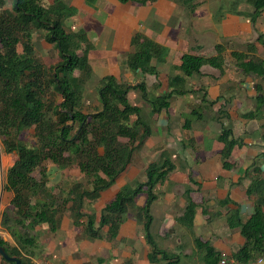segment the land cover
Wrapping results in <instances>:
<instances>
[{"label": "trees", "instance_id": "obj_1", "mask_svg": "<svg viewBox=\"0 0 264 264\" xmlns=\"http://www.w3.org/2000/svg\"><path fill=\"white\" fill-rule=\"evenodd\" d=\"M131 1L145 5L155 0ZM252 6L249 19L254 20L264 9V0H248ZM76 12L73 6L62 0H51L43 5L40 0H0V148L4 153L14 154L12 163L5 170L3 188L11 193L8 206L2 212L0 226L11 238L24 244H32L34 235L28 232L44 223L48 229L58 228L59 212L68 201L70 210L81 215L83 201L94 200L99 193L112 185L115 179L130 163L131 158L149 135L147 121L137 105L127 102L130 88L138 89L141 98L149 104L150 114L167 108L172 95L188 91L186 78L200 73L201 66H209L219 72L223 69L222 46L215 44V54L209 56L182 52L177 62L169 64L174 74L167 78V89L159 95L147 97L142 82L126 84L117 82L111 74L98 79L97 103L99 108L84 112L80 97L83 84L91 77L88 51L92 45L82 29L68 31L64 21ZM43 32V40L55 50L56 59L49 65L31 53V30ZM261 40L260 35L256 38ZM20 46L21 54L18 52ZM130 51L125 64L132 71L154 74L159 63L165 62V47L143 33H133L129 40ZM233 65L244 73L264 76V62L255 55V46L247 42L243 51H231ZM154 60V62H151ZM77 71L78 75L73 72ZM177 73V74H176ZM204 100V97L201 98ZM215 100L211 101L214 102ZM255 107L243 112L240 117L254 119L262 115L263 95L254 98ZM190 113H196L191 110ZM185 125L189 119H185ZM31 130L33 142L19 138L24 130ZM220 142L219 156L222 168H228L227 161L234 147L241 140L233 137L231 129L221 127L216 135ZM262 147L264 151V135ZM57 167L75 165L79 172L91 178L90 186L83 188L73 183L65 195H55L45 185L44 161ZM168 153L162 150L155 160L144 168L145 180L134 187L122 185L99 210L97 219L93 213L84 216V231L91 238H100V228L106 227V237L113 239L127 211V205L143 192V203L137 207L143 237L148 245L146 260L150 264L176 262L178 257L159 248L150 234L152 216L149 207L155 199L153 187L161 183L173 169ZM38 168V179L33 175ZM189 181L190 176L188 174ZM189 186L184 188L185 205L176 223L191 229L195 214ZM253 195L250 214L242 220L236 210L225 213L228 227H237L243 244L231 253L239 264H248L264 254V179L257 177L245 189ZM194 245L203 249V264H217L219 253L208 241L193 239ZM0 245L8 256L27 264L19 248L10 245L0 237ZM1 261H4L0 257ZM5 264L13 262L4 261Z\"/></svg>", "mask_w": 264, "mask_h": 264}, {"label": "rangeland", "instance_id": "obj_2", "mask_svg": "<svg viewBox=\"0 0 264 264\" xmlns=\"http://www.w3.org/2000/svg\"><path fill=\"white\" fill-rule=\"evenodd\" d=\"M62 1L68 5L71 4L70 6L73 5L76 9L74 17H69L64 21L65 29L68 31H76L77 29L84 30L92 45L91 49L88 51L92 74L88 81L83 84L82 95L80 97L82 111L88 112L93 111L95 108H99L96 94L97 83L99 77L105 74H112L117 82L130 85L142 82L147 97L159 95L167 89V78L174 74V72L172 73L169 71L168 66L170 63L178 61L179 58L176 53H172L169 60L164 63L157 64L156 73L154 74L140 71L132 72L125 64V58L128 52L127 47L122 42L121 34L117 35L114 45L107 43L109 40L105 38L106 36H104L103 29L104 25L108 26L111 24L108 21L109 14L107 15L104 13V10H112L114 2H117L116 5L123 7L129 1L123 3L118 0H91L90 3L87 2V0ZM166 1L176 2L175 7H180L182 5V3H178L179 0ZM222 1L225 6L222 11L229 10V14H235L237 18L247 23L245 25L252 27L250 31V40L254 42V40H256L255 32H257L254 23L259 17L264 18V12L251 21L247 11L248 9L252 11V7L246 0ZM40 2L43 5H47L49 0H40ZM183 4L184 5L181 6L180 9L177 8L179 14L172 20L174 21L176 30L185 31L187 34L189 32V22L191 19L190 16L188 17V11L190 12L194 6L190 7L189 1ZM94 6H98V8ZM159 6L160 4H156L153 10H148V12L151 13L154 9H159ZM125 7L126 6H124V9ZM89 10L93 11L92 16L94 20L88 22L87 19H80L83 13H86L84 11L88 12ZM214 11L217 12L218 9L215 8ZM216 16H219V14H213V17ZM139 17L140 19L138 20L140 22H136L135 31L133 33H141V31H143L153 36L150 33L152 30V32H154L153 37H156L159 32H163L155 22H150V19L147 20L144 14L141 16L139 15ZM114 20L116 21V18H114ZM213 20L216 22L218 21L217 18H213ZM42 34L43 32L41 30H31V53L42 60L45 65H49L56 59L55 50L50 43L43 40ZM260 38L263 40L264 34L260 35ZM164 47L165 54L167 55L170 45ZM18 52L21 54L20 46H18ZM232 60L227 59L225 70L229 71L228 68ZM151 62H154V60ZM73 74L78 75V72L74 71ZM229 76L231 75L229 74ZM187 81L190 83L188 78ZM185 88L188 89L187 92L180 95H172L169 99L167 108L154 114H150L149 104L141 98L139 90L130 88L127 92V102L131 105L140 107L141 114L147 121L150 132L143 140V143L135 150L130 163L123 172L119 174L114 183L107 189L101 191L96 199H85L80 211L81 215L79 216L70 210L69 205L71 202L68 201L62 206L58 214L60 223L57 229L51 231L46 224L41 223L36 226L35 230L28 232V235H34L32 244H24L11 238L5 228L1 226L0 237L2 238V235L5 233V242L8 244H13L14 242L19 248L22 258L27 260V264H31V259L45 261L48 264H150L145 258L149 248L145 242L143 237L144 232L141 228V221L144 218L141 219V217L137 216V207L143 203L145 197L143 192H140L133 199V202L127 205V211L119 227L118 234L111 240H108L106 237L105 226L100 228V238H91L87 236L84 231V216L93 213L96 221L102 205L112 197L120 186L127 185L129 187H134L138 182L144 181V168L146 164L158 158L162 150L168 153L170 160L172 159L173 166L176 160H180L179 163H181V165L187 164L188 161L183 152L185 149V153L188 152L190 141L187 139V132L183 129L185 127L182 126L183 119L185 117L188 118L189 121L193 119L194 116L189 114V111L196 107L198 102L207 104L211 99H215V102H221L222 99L226 100V96L216 94V97L213 98L209 94H206V92L203 95L202 91L198 93L191 92L192 90L190 91L191 87L189 84H185ZM201 95L204 97V100H200ZM177 106L181 108L183 112L180 121L179 118H177V120L174 118ZM167 109L169 113H167ZM31 133L32 131L30 129L24 130L19 134V138L27 143H31L33 142ZM175 157H177V159H175ZM13 159L14 154L4 153L0 148V221L2 219L1 214L6 206H8V201L11 196V193L6 191L3 185L5 170L12 163ZM43 166L46 172L45 185L51 187L52 193L57 196L65 195L66 191L73 183L80 184L83 188H88L90 186L89 182L91 178L79 172L74 164L69 167L61 168L46 160L43 162ZM180 168L179 166H174L173 169L167 173L166 178L153 187V192L156 197L149 207V213L152 216L150 234L159 248L179 257L178 262H173L171 264H199L202 263V258L195 248L192 239L196 234L197 237H199V232L202 231L199 222L201 214H197L196 223L191 232L189 229L175 222V217L181 213L183 208L178 198L185 199L183 191L186 186H189L187 182L188 170H180ZM33 175L38 179V168L34 170ZM210 209H213V204L210 206ZM212 237L213 235L210 236L209 239H212ZM214 242L215 245H217L216 248H220L222 245L221 240L217 239ZM184 251L187 253H183ZM190 251L191 253H189ZM157 264H163V261Z\"/></svg>", "mask_w": 264, "mask_h": 264}, {"label": "crops", "instance_id": "obj_3", "mask_svg": "<svg viewBox=\"0 0 264 264\" xmlns=\"http://www.w3.org/2000/svg\"><path fill=\"white\" fill-rule=\"evenodd\" d=\"M188 1L190 2V7H194L190 12L188 11V17L190 16L191 19L189 32L186 34L185 31L182 32L175 29L172 19L179 14L177 8L180 9L184 5L183 3ZM87 2L90 3L91 0H87ZM129 2L125 3V9L124 6H118L116 5L117 2H114L112 10H104V13L109 14L108 21L111 24L108 26L104 25L103 29L105 38L109 40L107 43L114 45L117 35L121 34L122 42L127 47V52H129V40L135 31V24L140 22L138 20L140 19L139 15L144 14L147 20L150 19V22H155L163 32H159L156 37H153L154 32L152 30L150 33L153 36L143 31L141 33L160 45H170L165 61L169 60L172 53H176L178 58L182 52L209 56L215 54V44H220L223 48L224 64L221 72L206 65L201 66L200 73L188 76L190 83H188L186 78L185 84L190 85L191 92L198 93L202 91V95L206 92L213 98L216 97V94H222L226 96V100L222 99L221 102L214 101L211 103L213 101L211 99L207 104L198 102L196 107L191 109L196 111V113H190L191 110L189 111V114L194 116L193 119L185 125V119H187L185 117L182 123V126L185 127L183 128L185 129L184 131L187 132V139L190 141L188 152L185 153V148L183 152L188 162L181 165L179 163L180 160H176L174 166L181 167L180 170H188L187 174H189L191 179L189 181L187 176L188 185L192 190L190 196L195 202V214L192 227L189 229L190 232L196 223L197 214H201L199 222L202 231L199 232V237L196 234L193 239L197 237L201 241H208L209 245L219 253V259L222 256L231 257L230 254L243 244V238L239 234L237 227L227 226L225 213L236 210L238 216L244 220L250 214L254 201V196L252 194L247 195L245 189L257 177L264 179V151L262 147L264 101L262 105L263 113L258 118L244 119L240 117L241 113L255 107L254 98L256 95L264 96V76L260 77L256 74L241 72L234 67L230 56L231 51H243L245 44L251 42L250 31L252 27L245 25L247 23L237 18L235 14H229V10L222 11L225 8L222 0H179L178 3H182L180 7H175L176 2L166 0H155L145 5ZM246 2L250 5L248 0ZM156 4H160L159 9H154L151 13L148 12V10H153ZM95 8H98V6ZM215 8L218 9L217 12L214 11ZM84 12L86 13H83L80 19H87L88 22L94 20L93 11ZM250 12L251 10L248 9L247 13L249 14ZM263 12L264 9L260 14L262 15ZM215 13H218L219 16L213 17ZM74 15L70 17L73 18ZM114 18H116V21ZM213 18H217L218 21H214ZM254 25L255 30H257L255 32L256 38L258 34H264V18L259 17ZM252 43L255 46V55L264 62V42L261 43L260 40H254ZM227 59L232 60L228 68L229 71L225 70ZM167 113H169V110ZM182 115L181 108L177 106L174 118L176 120L179 118L180 121ZM221 127L230 128L233 137L241 140V144L234 147L227 158L229 162L228 168H222L221 166L219 156L221 144L216 139ZM178 199L181 201V206L184 207L185 199ZM212 204L213 209H210ZM4 235L5 233L2 238L6 241ZM212 235V239H209ZM217 239L222 241L220 248H216L217 245H215L214 241ZM10 245L15 244L13 242ZM195 248L202 258L203 249H199L196 246ZM183 253L187 252L184 251ZM178 261L179 257L176 262ZM199 264H203V261ZM236 264L239 263L236 262Z\"/></svg>", "mask_w": 264, "mask_h": 264}, {"label": "built area", "instance_id": "obj_4", "mask_svg": "<svg viewBox=\"0 0 264 264\" xmlns=\"http://www.w3.org/2000/svg\"><path fill=\"white\" fill-rule=\"evenodd\" d=\"M0 264H5V263H4V261L0 260ZM31 264H48V263L45 261H39V260H32L31 259ZM218 264H236V261L229 256H222L218 260ZM248 264H264V254L253 259Z\"/></svg>", "mask_w": 264, "mask_h": 264}, {"label": "water", "instance_id": "obj_5", "mask_svg": "<svg viewBox=\"0 0 264 264\" xmlns=\"http://www.w3.org/2000/svg\"><path fill=\"white\" fill-rule=\"evenodd\" d=\"M0 257H2L4 261L13 262V264H19V259L13 256H8L1 245H0Z\"/></svg>", "mask_w": 264, "mask_h": 264}]
</instances>
